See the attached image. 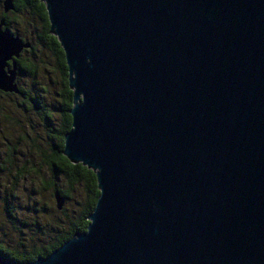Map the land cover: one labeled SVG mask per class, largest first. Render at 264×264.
<instances>
[{
	"label": "water",
	"instance_id": "obj_1",
	"mask_svg": "<svg viewBox=\"0 0 264 264\" xmlns=\"http://www.w3.org/2000/svg\"><path fill=\"white\" fill-rule=\"evenodd\" d=\"M40 1L72 90L62 154L99 195L84 232L0 264H264V0ZM30 47L0 19L1 92L23 97Z\"/></svg>",
	"mask_w": 264,
	"mask_h": 264
},
{
	"label": "trees",
	"instance_id": "obj_2",
	"mask_svg": "<svg viewBox=\"0 0 264 264\" xmlns=\"http://www.w3.org/2000/svg\"><path fill=\"white\" fill-rule=\"evenodd\" d=\"M2 1L0 0V19H5V26L12 33L15 31L20 35L16 28L17 16L19 15H26L28 18L36 17L40 20V26L36 28L37 31H31L30 36L27 38L30 40L31 47L23 50V52L35 54L37 49L45 50L54 61L59 76V84L56 91L58 102L55 106L56 112H54L41 93L25 88L19 83V78L22 76H27L34 82L40 72L38 62L29 60L22 55V52L17 59L16 82L20 92L23 93V97L19 94L3 93L1 91L0 95L11 99L15 98L16 105L25 112L30 110L35 112L46 130L49 140L46 149H39L40 161L46 166L50 176V180L45 182V187L51 189L52 196L55 191H58L65 198V202L73 200L77 203L75 209L70 211L64 207L59 210V217L55 222H51L49 228L37 225V228H34L33 231L36 232L39 231V228L42 229L40 235L27 234L25 236L21 228H25L26 223L22 221L23 226H16L17 231L14 236L17 239L15 244H6V240H0V256L14 262L25 263L32 262L39 256H47L75 234L84 232L89 224L87 216L95 206L99 190L93 170L88 169L81 163H71L62 154L64 135L71 128L69 110L72 106V90L68 87L67 66L63 50L57 37L49 31L44 3L40 0H13L14 10L4 13ZM31 24L29 20L25 22L27 26ZM20 37L24 38L22 35ZM35 106L38 107V110L34 109ZM4 164L9 166L12 164L11 154ZM3 168H5V165ZM31 171L34 170L24 168V173L19 171L18 178L22 179ZM15 186L16 184L13 188ZM74 194L78 197L73 199ZM11 210L5 208L7 215L10 217L12 216ZM28 230L30 231V229Z\"/></svg>",
	"mask_w": 264,
	"mask_h": 264
},
{
	"label": "rangeland",
	"instance_id": "obj_3",
	"mask_svg": "<svg viewBox=\"0 0 264 264\" xmlns=\"http://www.w3.org/2000/svg\"><path fill=\"white\" fill-rule=\"evenodd\" d=\"M27 20L32 23L30 26L25 25ZM16 23L20 35L15 31L13 34L19 37L22 35L26 41H30L27 38L31 31H37L36 28L40 26L39 19L28 18L26 15L17 16ZM22 55L38 62L40 72L34 82L29 77L22 76L19 83L41 93L50 108L56 112L59 76L53 59L45 50L39 49L35 54L23 52ZM14 100L15 98L0 95V240H6V244L10 245L16 243V226H23L22 221L26 223L25 228H21L25 236L40 235L42 229L33 231L37 225L49 228L51 222L59 217L52 191L45 187V182L50 180L48 169L39 157V149L47 147L48 135L35 112L23 111ZM10 154L12 164L9 166L4 162ZM24 168L34 171L20 179L19 171L23 172ZM76 197L78 196L74 194L73 199ZM76 205L70 200L63 207L70 211ZM5 208L12 209L11 217L7 215Z\"/></svg>",
	"mask_w": 264,
	"mask_h": 264
}]
</instances>
